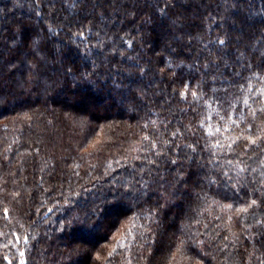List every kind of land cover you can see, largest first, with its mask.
I'll list each match as a JSON object with an SVG mask.
<instances>
[{
	"label": "trees",
	"instance_id": "16d2710c",
	"mask_svg": "<svg viewBox=\"0 0 264 264\" xmlns=\"http://www.w3.org/2000/svg\"><path fill=\"white\" fill-rule=\"evenodd\" d=\"M0 264H264V0H0Z\"/></svg>",
	"mask_w": 264,
	"mask_h": 264
},
{
	"label": "snow or ice",
	"instance_id": "6c2138e0",
	"mask_svg": "<svg viewBox=\"0 0 264 264\" xmlns=\"http://www.w3.org/2000/svg\"><path fill=\"white\" fill-rule=\"evenodd\" d=\"M219 130V129H218Z\"/></svg>",
	"mask_w": 264,
	"mask_h": 264
}]
</instances>
